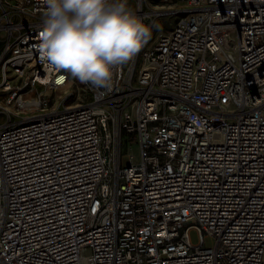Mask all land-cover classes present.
Masks as SVG:
<instances>
[{
    "label": "built area",
    "instance_id": "built-area-1",
    "mask_svg": "<svg viewBox=\"0 0 264 264\" xmlns=\"http://www.w3.org/2000/svg\"><path fill=\"white\" fill-rule=\"evenodd\" d=\"M129 7L178 20L97 89L0 0V264H264V0Z\"/></svg>",
    "mask_w": 264,
    "mask_h": 264
},
{
    "label": "clouds",
    "instance_id": "clouds-1",
    "mask_svg": "<svg viewBox=\"0 0 264 264\" xmlns=\"http://www.w3.org/2000/svg\"><path fill=\"white\" fill-rule=\"evenodd\" d=\"M38 51L48 66L82 84L110 89L114 71L151 38L129 0H40Z\"/></svg>",
    "mask_w": 264,
    "mask_h": 264
},
{
    "label": "rangeland",
    "instance_id": "rangeland-1",
    "mask_svg": "<svg viewBox=\"0 0 264 264\" xmlns=\"http://www.w3.org/2000/svg\"><path fill=\"white\" fill-rule=\"evenodd\" d=\"M177 20H178V17L176 15H171V16H168L167 18H165L164 20L157 21L151 30V38L149 39L148 43L145 45H148L150 41H153L155 38H157L158 34L161 31L172 29L174 27V25L176 24ZM37 89L38 90H44L45 88L39 85V86H37ZM59 97H62V98L66 97L65 93L59 92L57 94L52 95L53 101L54 100L56 101V99H58ZM75 100H76V96L67 97L65 104L66 105L72 104L73 102H75ZM1 123L2 122H0V124ZM134 151H136V148H134ZM129 163H130V157L125 156L123 158V164L125 166H128ZM191 239H192V242L194 244H198L200 242V235H199V232L197 230H193L191 232ZM216 243H217V240L214 237H209L205 240V244L207 247H213L216 245Z\"/></svg>",
    "mask_w": 264,
    "mask_h": 264
}]
</instances>
